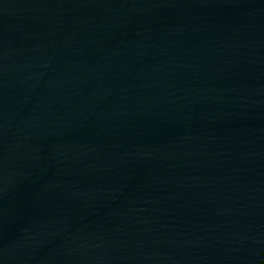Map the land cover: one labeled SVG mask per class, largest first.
I'll use <instances>...</instances> for the list:
<instances>
[{"label":"water","instance_id":"water-1","mask_svg":"<svg viewBox=\"0 0 264 264\" xmlns=\"http://www.w3.org/2000/svg\"><path fill=\"white\" fill-rule=\"evenodd\" d=\"M0 264H264V0H0Z\"/></svg>","mask_w":264,"mask_h":264}]
</instances>
